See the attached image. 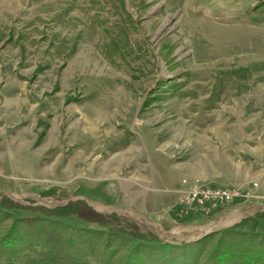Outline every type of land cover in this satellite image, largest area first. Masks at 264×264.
<instances>
[{
    "label": "rangeland",
    "instance_id": "374dc122",
    "mask_svg": "<svg viewBox=\"0 0 264 264\" xmlns=\"http://www.w3.org/2000/svg\"><path fill=\"white\" fill-rule=\"evenodd\" d=\"M118 149L134 156L99 174ZM200 185L252 196L207 215L181 203ZM3 197L0 246L26 241L0 264H150L97 222L178 244L264 214V0H0Z\"/></svg>",
    "mask_w": 264,
    "mask_h": 264
},
{
    "label": "trees",
    "instance_id": "16d2710c",
    "mask_svg": "<svg viewBox=\"0 0 264 264\" xmlns=\"http://www.w3.org/2000/svg\"><path fill=\"white\" fill-rule=\"evenodd\" d=\"M13 204L12 201L5 197L0 200V208L2 209H14L16 205ZM65 213L66 211L64 210L58 215H64ZM259 217H264V214L259 213L255 214L254 217H243L237 223L204 234L196 241H183L178 244L165 242V240L159 238L155 233L143 229L136 222L127 219V217L112 218L109 223L113 224H110V226L108 222H97L98 220L96 222L100 224L99 226L107 228L108 236L103 239L104 243L114 242L116 241L115 239L120 238L119 241L121 243L127 241L126 243L132 247L135 246V249H131L134 255L138 252L136 248L140 246L147 247V251L143 250L142 252L140 250L138 253L143 255L140 259H144L143 257H145L149 260L150 264H264V234L257 231H248L241 227ZM10 232H8V235L12 236V231ZM16 234L17 236L20 235L18 231H16ZM16 234L14 232V236H8L7 238H11V241L6 238L0 246L1 259H3L2 255H13L16 258V255L21 254V249L24 247L26 240L21 242ZM31 234L37 236V232ZM93 236L97 235L93 233L91 237ZM91 237L85 235H82V237L78 236L79 239L75 241V244L77 246L79 244L81 246L84 245L88 248L86 250L96 252L99 249V244L96 243V238ZM37 240L39 241V239ZM37 240L34 242L36 245L38 244ZM211 240L214 242L212 248H210L212 246L210 244ZM94 246L96 248H93ZM108 247H111V245ZM157 249L160 253L155 251ZM172 251H177V256L168 254ZM91 255L92 253H85V256ZM95 256L96 259L103 260L105 254L98 253Z\"/></svg>",
    "mask_w": 264,
    "mask_h": 264
},
{
    "label": "built area",
    "instance_id": "2783aa9c",
    "mask_svg": "<svg viewBox=\"0 0 264 264\" xmlns=\"http://www.w3.org/2000/svg\"><path fill=\"white\" fill-rule=\"evenodd\" d=\"M254 186L257 183L253 182ZM249 190H242L235 187L195 186L187 191L181 198V203L188 205L193 210H199L210 215L211 211L225 204L250 198Z\"/></svg>",
    "mask_w": 264,
    "mask_h": 264
},
{
    "label": "bare ground",
    "instance_id": "6f19581e",
    "mask_svg": "<svg viewBox=\"0 0 264 264\" xmlns=\"http://www.w3.org/2000/svg\"><path fill=\"white\" fill-rule=\"evenodd\" d=\"M102 116H107L106 112H101ZM101 123L99 121L96 122V127L93 128V130L98 129L97 127L100 125ZM115 136V131L114 130H109L106 133L104 132H100L99 136L95 137V141H93V149L88 150V149H84L83 151H81V155H83V158L86 156L88 157V159H91V157L94 155V153L98 150V152L100 153V155L105 156L104 153H107L108 151V147L109 146V140L112 139ZM120 149V148H119ZM118 149V150H119ZM109 153V152H108ZM127 154H131L134 156V151L133 149H128V150H119V151H115L114 154L110 155L112 156L111 160L105 164L104 167H102L101 169L98 170V173H108L109 171L113 170L115 168V166H117L120 162H123L126 160V156ZM137 159V157H136ZM137 162V161H136Z\"/></svg>",
    "mask_w": 264,
    "mask_h": 264
},
{
    "label": "crops",
    "instance_id": "0c3cea01",
    "mask_svg": "<svg viewBox=\"0 0 264 264\" xmlns=\"http://www.w3.org/2000/svg\"><path fill=\"white\" fill-rule=\"evenodd\" d=\"M229 209H230V208H225L224 211H223V213L225 212V214H226V212H228ZM225 214H224V215H225ZM221 215H222V214H220L219 216H221ZM243 217H247V216H241L240 219L243 218ZM228 218H231V217H228ZM240 219H239L238 221H240ZM238 221H235V222L233 221L232 223H229V224H227L226 226H228V225H232V224H234V223H237ZM226 226H224V227H226ZM224 227H223V228H224Z\"/></svg>",
    "mask_w": 264,
    "mask_h": 264
}]
</instances>
